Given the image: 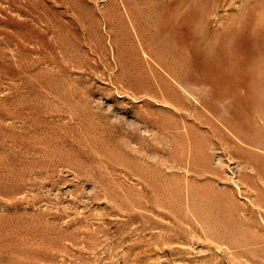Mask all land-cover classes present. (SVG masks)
I'll return each mask as SVG.
<instances>
[{
	"label": "rangeland",
	"instance_id": "obj_1",
	"mask_svg": "<svg viewBox=\"0 0 264 264\" xmlns=\"http://www.w3.org/2000/svg\"><path fill=\"white\" fill-rule=\"evenodd\" d=\"M262 1L0 0V264H264Z\"/></svg>",
	"mask_w": 264,
	"mask_h": 264
},
{
	"label": "bare ground",
	"instance_id": "obj_2",
	"mask_svg": "<svg viewBox=\"0 0 264 264\" xmlns=\"http://www.w3.org/2000/svg\"><path fill=\"white\" fill-rule=\"evenodd\" d=\"M263 2V1H262ZM264 3V2H263ZM191 17H193V16H191ZM180 19V18H179ZM218 19V18H217ZM230 23V22H229ZM227 85V84H226ZM236 86V85H235ZM244 120V119H243Z\"/></svg>",
	"mask_w": 264,
	"mask_h": 264
}]
</instances>
